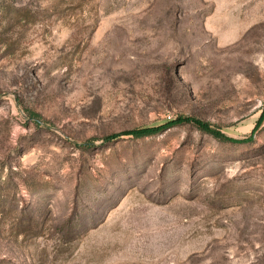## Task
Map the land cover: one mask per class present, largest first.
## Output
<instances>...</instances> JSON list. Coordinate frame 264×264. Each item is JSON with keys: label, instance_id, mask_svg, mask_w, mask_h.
Segmentation results:
<instances>
[{"label": "rangeland", "instance_id": "obj_1", "mask_svg": "<svg viewBox=\"0 0 264 264\" xmlns=\"http://www.w3.org/2000/svg\"><path fill=\"white\" fill-rule=\"evenodd\" d=\"M0 264H264V0H0Z\"/></svg>", "mask_w": 264, "mask_h": 264}, {"label": "trees", "instance_id": "obj_2", "mask_svg": "<svg viewBox=\"0 0 264 264\" xmlns=\"http://www.w3.org/2000/svg\"><path fill=\"white\" fill-rule=\"evenodd\" d=\"M30 115H32V118H34L38 123L41 122L39 114L31 112ZM184 122H193L197 126H199L201 129H203V130L211 133L213 136L220 138V139H223V140H230V141H234V142L246 141V139H236L234 137L228 136L225 132H223L222 129L216 127L215 125H213L209 122H205V121H202L201 119L193 118L191 116H183V115L178 116L177 118L167 120L163 123L148 125V126H143V127H137V128H133V129L124 131L122 133H115V134L109 135L107 138L108 139H114V138H117L123 134L133 135L135 137L149 136V135L159 133L163 130H166V129H168V128L176 125V124H180V123H184ZM247 140H249V139H247Z\"/></svg>", "mask_w": 264, "mask_h": 264}]
</instances>
